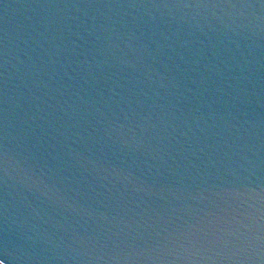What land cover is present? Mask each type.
I'll return each instance as SVG.
<instances>
[{
	"label": "water",
	"instance_id": "obj_1",
	"mask_svg": "<svg viewBox=\"0 0 264 264\" xmlns=\"http://www.w3.org/2000/svg\"><path fill=\"white\" fill-rule=\"evenodd\" d=\"M4 264H264V0H0Z\"/></svg>",
	"mask_w": 264,
	"mask_h": 264
},
{
	"label": "snow or ice",
	"instance_id": "obj_2",
	"mask_svg": "<svg viewBox=\"0 0 264 264\" xmlns=\"http://www.w3.org/2000/svg\"><path fill=\"white\" fill-rule=\"evenodd\" d=\"M0 264H4V260L3 259H0Z\"/></svg>",
	"mask_w": 264,
	"mask_h": 264
}]
</instances>
